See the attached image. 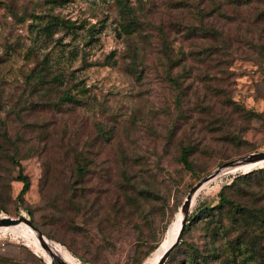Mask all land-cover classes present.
<instances>
[{
    "label": "rangeland",
    "instance_id": "1",
    "mask_svg": "<svg viewBox=\"0 0 264 264\" xmlns=\"http://www.w3.org/2000/svg\"><path fill=\"white\" fill-rule=\"evenodd\" d=\"M124 4L0 0V216L26 217L77 264H147L200 180L264 152V55L251 45L264 44V26L243 24L230 51L250 53L224 59L201 52L217 44L201 28L237 30L208 14L211 0ZM76 82L87 91L71 103ZM20 168L31 182L23 198ZM251 171L196 196L165 264H264V164L237 173ZM22 231L33 233L0 232V264L54 263Z\"/></svg>",
    "mask_w": 264,
    "mask_h": 264
},
{
    "label": "trees",
    "instance_id": "2",
    "mask_svg": "<svg viewBox=\"0 0 264 264\" xmlns=\"http://www.w3.org/2000/svg\"><path fill=\"white\" fill-rule=\"evenodd\" d=\"M120 4L125 6L124 0H118ZM211 2L214 4L211 8L209 7L210 11L208 14L211 12L218 14L223 19L232 20L231 24H237V30L235 31L234 34V39H231L230 36L225 37L222 32L217 31V30H211V29H206V28H201V32H206V33H211L210 37L215 40L217 44L215 45H210V47L207 49H203L201 52L208 53V55H214L218 54L219 56L227 58V56H232V55H240V54H249L250 51H242L241 53V47H237L235 51H230L231 45L234 44L232 42H241V35H240V28L242 27L243 24H246L247 29L249 27H257V26H264V0H211ZM233 17V18H231ZM251 45L255 49V54L257 56L263 57L264 55V44L261 46V43H251ZM166 48V46H165ZM169 48H166L168 50ZM182 57V58H180ZM180 59L178 61H184V53H182V56H179ZM216 59L222 60L216 56ZM171 61V60H169ZM227 61V60H226ZM173 63H176V61L172 60ZM51 65L46 61V59L43 61V65L41 66L37 77L39 79L44 80L46 76L49 74L48 72L51 71ZM53 80L58 81L59 84L63 83V80L60 75L56 74L53 77ZM81 83L76 82L74 85H72L73 89L71 90H66L64 92V97L68 102L71 103H78L80 100V96H83L84 92L87 91L86 87H82L80 85ZM71 87V88H72ZM78 88V89H76ZM73 90H75L73 92ZM233 111L235 114H240L243 115L244 117H249L248 112L244 111V109H241L236 106L234 103L233 106ZM193 150L189 145H182L181 150H180V162L183 164V166L186 169H191V162H190V156L192 154ZM20 167V165H18ZM239 172V171H238ZM255 171L247 172L245 174L242 173H235L234 176H232L233 182L231 184L232 186H236V183L239 182L240 179L247 180L251 178V175L254 174ZM86 171L82 169L79 171V174L84 175ZM18 181L23 183V188L19 194V198H23L26 193L29 191L31 182L28 176L24 175L22 172V169L20 168L19 171V176H18ZM227 187V186H226ZM224 187V188H226ZM243 187V186H242ZM241 187V188H242ZM221 199H224L225 196L223 194L220 195ZM219 207H209L205 206L201 211L203 214H208V213H213L215 209H219ZM187 227H185L184 233L186 232ZM183 233V234H184ZM52 241V240H51ZM176 248V247H175ZM174 248V249H175ZM173 249V250H174Z\"/></svg>",
    "mask_w": 264,
    "mask_h": 264
},
{
    "label": "water",
    "instance_id": "3",
    "mask_svg": "<svg viewBox=\"0 0 264 264\" xmlns=\"http://www.w3.org/2000/svg\"><path fill=\"white\" fill-rule=\"evenodd\" d=\"M263 160H264V152L252 153V154H250V155H248L246 157H243V158H241L239 160H235V161H231V162H227V163L222 164L220 167H218L212 173H210L205 178L200 180L191 189L189 195L187 196L185 202L183 203V206H182V209H181V214H183V220H182V223H181L177 238H176L175 242L164 253V255L162 256V258H161V260L159 261L158 264H165L166 260L168 259L169 255L171 254L173 249L178 244H180L182 235H183L184 230H185V227H186V225L188 223L189 212H190L193 196L205 183H207L208 181H210V180H212L214 178L220 177L221 175L232 173L235 170H239V169H241V168H243L245 166H248V165H251V164H255V163L263 161ZM240 171H242V170H240ZM21 223L27 225L29 228H31L37 234H39L40 237L42 238V240L45 241L47 246H48V242H49L50 239L48 237H46L43 234V232H41L39 229H37L31 223V221L29 219H27L26 217L22 216V217H19V218H11V217H6V216H0V227H13V226H17V225H19ZM51 264H67V263L62 262V261H57V262L55 261L54 263H51Z\"/></svg>",
    "mask_w": 264,
    "mask_h": 264
},
{
    "label": "bare ground",
    "instance_id": "4",
    "mask_svg": "<svg viewBox=\"0 0 264 264\" xmlns=\"http://www.w3.org/2000/svg\"><path fill=\"white\" fill-rule=\"evenodd\" d=\"M262 164H264V160L263 161H260V162H257L255 164H251V165L245 166V167H243V168H241L239 170H235L232 173L238 172L240 170H242V171H249L250 169L255 168L257 165H262ZM217 178H219V177H217ZM217 178H214V179L208 181L207 183H205L194 194L192 203H193L194 199L196 198V196L199 193H201L206 187H208L212 182H214ZM182 220H183V214L180 213L177 216L176 220L171 224V226H170V228H169V230L167 232L166 238L164 239L163 243L161 244V246H160V248H159L156 256L154 257V259L148 261L147 264H158L159 263V261L161 260L162 256L164 255V253L175 242V240L177 238V235H178V232H179V229H180V226H181V223H182ZM21 224H23V223H21ZM15 227L16 226H13L12 228H15ZM4 228H10V229H12L11 227H0V232L3 231ZM29 229H31V228H29ZM32 231H33V233H28V234H26V232L22 231V232H19V234L20 235H24V236L27 235L28 238L33 237L35 239V241H36L37 244H39L40 246L46 248V250H48L50 252V257H51V259H52L53 262H55V261L56 262L57 261H62V262H65L67 264H77L76 261H75V259L69 253L64 252L62 249H60L57 245L54 244L53 241H51V240H49L47 238L49 240V242H48V246L49 247H48L47 244H46V242L42 240V238L40 237V235L37 234L34 230H32Z\"/></svg>",
    "mask_w": 264,
    "mask_h": 264
}]
</instances>
